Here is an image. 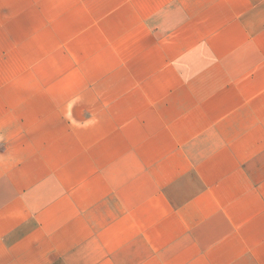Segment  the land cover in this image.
Returning <instances> with one entry per match:
<instances>
[{
    "label": "crops",
    "instance_id": "0c3cea01",
    "mask_svg": "<svg viewBox=\"0 0 264 264\" xmlns=\"http://www.w3.org/2000/svg\"><path fill=\"white\" fill-rule=\"evenodd\" d=\"M0 264H264V0H0Z\"/></svg>",
    "mask_w": 264,
    "mask_h": 264
}]
</instances>
